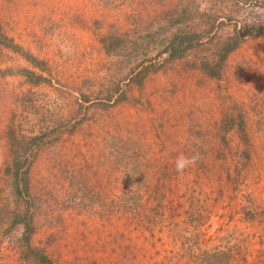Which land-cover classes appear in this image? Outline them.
Masks as SVG:
<instances>
[{
	"label": "rangeland",
	"instance_id": "obj_1",
	"mask_svg": "<svg viewBox=\"0 0 264 264\" xmlns=\"http://www.w3.org/2000/svg\"><path fill=\"white\" fill-rule=\"evenodd\" d=\"M231 18L254 30L227 55L221 80L207 78L191 67L220 42L216 32L230 34ZM179 25L199 31L200 45L183 59L162 55L132 83L131 68L158 62ZM260 28L264 0H0V264H191L193 253L264 264ZM112 36L120 55L103 48ZM231 107L236 125L225 120ZM243 127L257 130L250 151L238 145ZM224 130L232 143L220 142L221 153L209 143L198 151ZM19 154L26 185L12 168ZM181 154L219 157L221 183L209 188L196 164L178 172ZM133 173L148 175L129 186ZM153 191L175 211L151 225L137 215L146 208L149 221ZM253 202L263 214L247 217ZM122 205L128 215L108 216Z\"/></svg>",
	"mask_w": 264,
	"mask_h": 264
},
{
	"label": "trees",
	"instance_id": "obj_2",
	"mask_svg": "<svg viewBox=\"0 0 264 264\" xmlns=\"http://www.w3.org/2000/svg\"><path fill=\"white\" fill-rule=\"evenodd\" d=\"M211 29L216 28L218 29V27L220 26L221 22H217L214 23V19L211 17ZM230 19V18H229ZM233 22H230L233 26L230 34H227V36L223 39V33L220 35L219 32H216V38L220 41L217 42L215 44H212V47H205L203 48V53L205 54V57L199 58L198 60H195L194 63H197L196 65L192 66V69H196L198 71H200L204 76H206L207 78L210 79H215V80H221L220 78L223 76L224 74V69H225V59L227 57V55L232 52L233 50H235L238 46V44L241 43L240 39L245 35V34H249L251 30L250 28H244L241 29L240 27H238L240 21L237 19H233L231 18ZM230 24V25H231ZM261 31V32H260ZM256 32H260V35H264V28L255 30V32H253V34H255ZM199 31H196L195 29L192 30L190 27L188 29L182 28V26H177L176 30L174 32H171L169 34L168 37V41H166L163 45V47L157 52V57L159 59L158 62H149L148 64H135V66H133V68H131V80L132 83H139L141 84L143 79H145L150 73L155 72L158 67H160L163 63H160V58L162 57V55H165L164 58L162 59L163 61H173V60H177V59H183L186 55H188V53L196 46L200 45L199 43H201L200 41H202L201 37H199ZM116 40L115 36L110 37L108 40H106L103 43V48L105 49V52L108 54H113L115 53L116 55L119 53L120 55V51L117 48V44H118V40H116L115 42H113V40ZM212 51V52H211ZM121 55H123V53L121 52ZM30 59V58H29ZM120 93H119V99L122 101L123 99H125V97H127V90L125 88L120 87ZM231 109V113H230V117L228 116L225 120L226 122L232 123L233 125L235 124L234 122L236 120H238L237 118L232 116V111H233V107L230 108ZM238 118H240L242 120V123L245 122V115L243 113H239L237 115ZM231 119V120H230ZM230 120V121H229ZM227 125V124H226ZM236 125V124H235ZM243 131H244V135H243V139L238 142L239 146H242L243 150H248L250 151V148L253 146V141L251 140L252 137H254V134L257 130H252V129H246L243 127ZM229 128H226V131L228 132ZM222 131V128L220 127V130L217 132V135H219ZM226 131L224 130L223 135L221 138V141H214L213 145H211V142H201V144L198 145V151L199 152H203L204 148L203 146L207 143H209V150H216L219 153H221L222 148L220 142L223 143L224 148L226 146H228L229 144L232 143V139H230V137L226 136L225 134ZM227 137V138H226ZM249 139L251 141V143L249 142ZM36 140V139H34ZM223 148V149H224ZM22 155V156H20ZM24 158V160H22ZM196 164V168L199 170V173L196 175L199 178H204L203 180L207 182H211L213 184L209 185V188H214L216 187L219 183L218 179L221 181L222 178V171L223 168H227L226 167V163H223L222 160L219 157H216L215 159L212 160H208L206 157H202V158H198V161L195 163ZM28 167L29 164H26V157L23 154H19V156H17L16 160H13V165L12 168L14 170L15 175L20 173V169L23 170L22 173V178L23 180L26 178V175L28 173ZM222 169L221 172H218V169ZM142 175H148V174H135L133 173L132 175L129 176H125V180L127 181V185L130 186L128 179L129 180H141ZM166 176V175H165ZM167 178V177H166ZM172 178V177H171ZM174 179L176 180V178L174 177ZM144 184V192H146L148 190V188H146V184L144 182H142ZM166 183V180L162 182V185ZM27 184L26 179L24 180V185ZM214 185V187L212 186ZM154 190V189H153ZM130 194L132 193H136L133 192L132 190H130ZM129 193V191H128ZM152 195V196H150ZM165 192H160V191H153L149 194V196L151 198L149 199H156L157 200V206L150 209L147 214H148V220H146V216H145V211L146 208L144 209V212L142 213L141 211L138 212L137 216H140L142 219H144L146 222H149V224L153 225V222H157L159 220H161L162 217L164 216H169V218H173L174 215H170L173 211H175V209L173 210V207L171 204H169L167 207L164 206V204H160L165 197ZM116 204V203H115ZM116 206V205H115ZM123 207H125V205L119 206L117 207L116 210H114V206L109 207L108 209V216L113 217L115 215H125L128 213L126 212V210H123ZM246 216L250 217V216H256L258 214H263V206L261 205H255V203H251L249 208L246 210ZM25 221V218L24 220ZM151 221V222H150ZM25 226H27V224L24 222L23 223ZM175 227H179V224H176ZM189 261L191 264H218V261L220 260V257L218 258L216 256V258L211 255V257L209 258L210 260H205L202 261L200 259H204L206 258V256L204 255L203 257L198 256L197 254L193 253L192 255L189 256Z\"/></svg>",
	"mask_w": 264,
	"mask_h": 264
},
{
	"label": "clouds",
	"instance_id": "obj_3",
	"mask_svg": "<svg viewBox=\"0 0 264 264\" xmlns=\"http://www.w3.org/2000/svg\"><path fill=\"white\" fill-rule=\"evenodd\" d=\"M198 161V155L186 156L181 154L176 158L175 167L178 172H182L185 168L194 165Z\"/></svg>",
	"mask_w": 264,
	"mask_h": 264
}]
</instances>
